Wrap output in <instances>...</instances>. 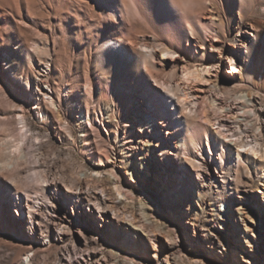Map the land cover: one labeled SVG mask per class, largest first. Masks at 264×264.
<instances>
[{"label": "bare ground", "instance_id": "6f19581e", "mask_svg": "<svg viewBox=\"0 0 264 264\" xmlns=\"http://www.w3.org/2000/svg\"><path fill=\"white\" fill-rule=\"evenodd\" d=\"M142 1H87L88 6L92 2L98 8L94 17L98 16L99 20L102 18L101 26L107 24L116 29V31L109 30L103 33L100 39L101 46L96 48L95 58L101 70L111 80L113 85L109 90L115 98L121 101L123 97H129V110H131L134 119L131 120L129 113L120 108L111 109L105 101L107 91L100 85L95 92L90 83L84 84L82 97L95 108L92 113L87 106L80 105L77 113L81 115L75 122L83 132L82 150L88 154L93 165L103 168L88 169L79 174L71 183L72 186L65 185L64 187L69 199L59 202L50 197L53 188L57 187V183L42 175V172L38 170L34 174V180L44 193H47V200L50 203L37 206L35 209L36 205L33 198L28 194V190H23L24 193L20 194V190L8 187L10 190L8 193L0 186V210L1 202L6 197H11L16 209L14 213L18 216L19 209L25 208L26 212H20H23V218L32 225L42 222L41 212L54 213V209L61 208L65 214V219H60L54 224L60 230L57 239H61L60 233H64L62 231L68 228V221H70L66 215L67 209L69 205L72 207L76 198H79L82 193V184L89 183L88 181L100 182L122 200L117 201V197L113 200L107 199L110 193H106V188L101 190V196H95L92 199L89 198L90 196L86 197L88 202H94L95 206L105 209L106 213L97 216L99 222L91 236L85 237V247L95 245L98 232L105 223H111L112 217L116 220V225H122V229L120 228L119 231H123V233L120 234L113 230L114 233L111 238L119 245L125 243L133 251L117 249L112 252L98 247H93L90 250L91 247L89 246V250L85 249L86 255L81 260H77V264H142L136 258L137 256L131 254L142 250L146 252V240L149 243V248L153 251L148 253L149 261L150 259L157 261L159 254L154 251L159 250L157 243L159 237L164 239L166 245V253L164 254L166 264H183L185 261L188 264H209V260L194 258L190 261L189 258L184 257V252L176 247L178 236L175 226L172 225V219L185 228L186 224L193 225L190 221L191 218L197 220V213L192 215L178 204V201L191 200L192 188L196 185L198 206L203 205L204 208V205L207 204L206 201H210L209 212L203 219L206 228L202 231L201 241H199L200 244L207 247L208 253H211L210 249L220 252L219 249L226 246L224 231L228 230V225L231 227L229 230L234 234L235 244H240L242 239L248 246L253 243L251 237L254 229L249 224L252 207L246 202L245 190L242 187L247 185L249 180H252L253 173L256 176V182L249 193L264 195V173H261L262 170L264 171V112L260 115L259 111L255 109L256 99L250 92L243 95L246 86L240 75L242 68L247 72V78L253 83L256 70L264 69V61L256 56L258 48L256 44L261 34H250L251 40H239L237 49L233 46V48L228 47L223 50L213 42L232 38L230 31L232 21L226 25L220 23L217 27H213L214 23L210 20L205 22L199 19L197 15L183 14L184 10L181 3L184 0H144L149 4L148 10L143 9ZM256 1L258 0H223L222 7L229 15L235 10L239 11V30L241 22L245 21L244 12L249 7L254 6ZM209 3L213 4L214 2L210 1ZM148 11L153 15L155 30L163 32L168 39L180 45L186 42V50L191 56L198 54L199 61L202 62L200 69L196 65H182L179 74L172 70L169 77L159 78L156 52L158 51L162 55V59L175 56L171 61L176 67H179L181 60L178 58V51L181 49L172 46L170 43H161L155 40L154 42L144 41L141 45L144 50H137L138 43L136 41L133 40L129 44L126 42V37L123 35L126 21L130 22V20L137 18L145 19ZM99 12L102 15L101 18ZM250 13L252 11L249 12L248 16ZM69 16L74 22H78L75 14L71 13ZM259 16L263 17V20L253 19L250 23V28L254 32L264 31V6L261 8ZM86 32L89 33L88 30ZM116 32L120 35H117ZM242 33L243 38L249 34L246 30H243ZM193 37L195 38L194 41L191 40ZM199 39L202 41L201 44L209 41V46L217 53V56H214L212 60L206 59L204 54H201L193 45V42H197ZM238 49H243L244 53L247 54L248 61L245 62L244 66H241L239 62L240 51ZM34 51L40 56V49L36 48ZM223 55H225L226 64L229 67L225 71L226 78L221 79V81H210L206 76L211 75L212 71L218 72L222 62L220 59ZM27 56L29 54L26 51L21 55V59L14 53L10 54V60H15L18 64L27 63L32 67ZM209 61L211 62L209 63ZM42 63V61L39 62L41 70L44 69ZM30 72L32 73V71ZM11 75L15 81L25 84L27 92L31 91L32 86L29 80L27 77L24 78L20 70L18 72V70L11 69ZM47 75L48 73L44 77ZM206 85H212V93H209ZM260 86L263 87L264 82ZM64 90L69 95V89ZM38 92L41 93L40 90ZM42 94L47 97V101L37 102V108H40L37 113L38 116L41 115V118L46 119L51 125H53L55 118L57 129L65 131L71 137L70 131L59 116L60 96L57 95V99H55L47 92H42ZM67 105L73 108L69 100H67ZM51 107L57 108V111ZM10 108L15 109L14 105ZM101 108L110 120L108 128H104L106 126L103 123L104 114H101L100 118L95 115V110ZM73 110L76 112V109ZM10 116L21 127L16 129L15 138L1 144L0 157L6 154V148L8 153L6 158L0 161V172L18 173L19 167L27 156L25 152L26 142L32 139L38 140L39 137L28 135L31 130L28 129L25 114L10 110ZM117 116L119 119H116ZM97 124L105 130L104 140L111 139L109 149L102 144L99 146L95 140L96 137H92L90 130L86 128L87 125L89 129L96 130L98 129ZM94 144L99 151L97 152V159H92L90 155ZM4 147L5 149H3ZM155 149L157 154H154ZM216 152L219 153L218 160L213 158ZM172 159L176 161L177 165ZM158 161L163 163V185L159 187V192L165 199V208L170 214L169 221L163 219L159 213L160 209L152 207V204L138 202L137 206L134 207L133 205L135 196L131 188L134 187V184L138 186V181L136 179L137 172L134 167L132 168V164L138 162L140 173L137 175L139 178L144 176L143 178L146 180L153 175L150 164ZM108 164L112 168H108ZM116 166L125 169L124 174L129 176L128 180L124 181L121 178L122 172H118L115 169ZM188 166L192 168L197 182L194 181ZM217 173L222 174L219 184L215 179ZM228 179L234 185L231 192H228L226 188ZM130 199L132 200L131 203L125 202ZM217 202L223 204L224 209H220ZM120 205L126 209L122 214L119 213ZM133 207L135 213L129 214L128 211L130 210L127 211V208L132 209ZM203 208H201V213H204ZM146 211L150 212L147 214ZM239 226L240 230L238 229ZM40 231L42 232V230ZM43 234V232L40 233L39 239L41 241L39 240V243L46 245L45 239L47 237ZM191 236H195L194 230ZM74 248L73 250H75ZM242 258L244 257L240 253L239 259L242 260ZM30 259L27 254L25 263L29 264Z\"/></svg>", "mask_w": 264, "mask_h": 264}, {"label": "rangeland", "instance_id": "374dc122", "mask_svg": "<svg viewBox=\"0 0 264 264\" xmlns=\"http://www.w3.org/2000/svg\"><path fill=\"white\" fill-rule=\"evenodd\" d=\"M87 1L0 0V149H2V142L15 138L17 134L16 129L21 127L10 116V110L25 114L28 129L31 130L28 135H37L39 137L38 140L32 139L26 142L25 152L27 156L19 167L18 173L1 171L3 174H0V186L8 193L10 192L8 187L16 188L18 191L20 190V194L24 193L23 190H28V194L33 198V202L36 205L35 209H37V206L50 203L47 200V193H44L42 188L34 180V174L38 170L42 172V175L47 176L57 183V187L53 188L50 197L54 201L59 202L69 199L64 187L65 185L72 186L71 183L79 174L88 169L103 168L93 165V162L89 160L88 154L82 150L83 132H81L75 122L78 116L81 115L77 113L80 105L87 106L92 113L95 108L82 97L85 83H90L95 92H97L99 85L104 88L107 91L105 101L111 109L120 108L124 112H128L130 119L134 120L131 114L132 112L129 110V97L125 96L121 101L115 98L114 94L109 90L113 84L108 79V75H105L101 70L100 65L96 63L95 58L96 48L97 46H101L100 39L103 33L109 30L116 31V29H113L112 25L102 24L103 26H101L102 15L99 12L100 20L98 16L94 17L98 8L92 2L88 6ZM210 1L214 3L210 4ZM222 3L223 0H184L181 3V7L184 10L183 14L186 13L190 16L197 15L199 19L205 22L210 20L214 23L213 27H217L220 23L226 25L232 21L230 23L232 38H227L226 40L220 39L219 42H213L223 50H226L228 47L233 48V46L237 49L239 40H251L252 36L250 34H261L256 44L258 46L256 56L264 61V31L260 32L258 30L254 32L250 28V23L253 19L263 20V17L261 18L259 14L262 6H264V0L256 1L254 6L249 7L244 12L245 21L241 22V28L239 30V11L235 10L229 15L223 9ZM148 5L147 1H142L143 9L148 10ZM248 11H252L249 16ZM71 13L76 15L78 22L72 20L69 16ZM153 22V15L148 11L145 19L137 18L136 20H130V22L126 21L123 35L126 37L128 44L133 40L138 43L136 46L137 50H144L141 47L144 41L154 42L155 40L161 43H170L172 46L181 49V51H178V58L181 60L179 67H176L171 61L175 56L162 59V55L158 51L156 52V57L158 58L156 62L159 70L157 75L159 78L169 77L172 70L179 74L182 65H196L199 69L202 67V62L199 61L198 54L191 56L186 50V42L180 45L168 39L163 32L157 29L155 30ZM87 30L89 32L88 34L86 32ZM243 30L249 32V34L245 35V38H243ZM116 34L120 35L118 32ZM191 40L194 41L195 38L193 37ZM205 42L201 44L202 41L199 39L197 42H193V45L201 54H204L206 59L212 60L214 56H217V53L209 46V41ZM36 48L40 49V56L35 53L34 50ZM25 51L29 54L27 59L32 63V67L27 63L18 64L15 60H10V54L15 53L21 59V55ZM238 51H240L239 62L241 66H244L245 62L248 61L247 54L244 53L245 51L243 49H238ZM220 60L222 62L218 72L212 71L211 75L206 76L210 81H221V79L226 78L225 71L229 67L226 64L225 55ZM9 61L10 63L8 64ZM40 61L43 62V70H41V64H39ZM11 69L14 71L18 70V72L20 70L24 78L27 77L32 86L30 92L25 90L26 86L23 82L15 81L11 75ZM46 73L48 75L44 77ZM240 76L246 86V91H244L243 95L250 92L256 99L255 109L259 111L260 115L263 114L264 86L262 87L260 84L264 82V69L256 70L253 83L247 78V72L242 68ZM206 87L209 93H212V85H206ZM64 89H69V95L66 94L67 92ZM112 90L114 91V89ZM42 92H47L55 99H57V95L60 96L59 116L70 131L71 137L65 131H59L57 129V120L55 118L53 125H51L46 119H42L41 115L38 116L37 113L40 111V108H37V102L41 100L47 101V97L43 96ZM201 94L204 95L203 93ZM67 100L71 102L73 108L67 105ZM12 105H14L15 109L10 108ZM51 108L57 111V108ZM73 109H76V112ZM101 114H104L103 123L106 125L104 128H108L110 124L108 116L102 108L95 110V115L98 118L101 117ZM117 117L116 119H119V116ZM16 118L18 119V117ZM97 126L98 129L96 130L89 129L87 125L86 128L90 130L92 137H96L95 140L99 143V146L102 144L109 149L111 139L104 140L105 130L102 126L98 124ZM160 134L163 135L161 132ZM92 147L91 158L97 159V152L99 151L95 148V144ZM5 152L6 154L0 157V161L6 158L5 156L8 153L7 148ZM157 153L155 149L154 154ZM218 157L219 153L216 152L213 158L218 160ZM156 158L159 159L158 156ZM172 161L176 163L174 159ZM150 166L153 175L145 180L143 178L144 176L139 178L137 175L140 173V165L138 162L132 164V168L134 167L137 172L136 179L138 181V186L134 184V187L131 188L135 196L133 200L135 203L133 205L134 207L137 206L138 202L148 205L152 204V207H158L160 209V216L169 221L170 214L165 208V199L162 198L159 192V187L163 185V163L158 161L157 163H151ZM107 167L112 168L109 164ZM115 169L118 172H122L120 176L124 181L129 179V176L124 174L125 169H121L118 166ZM188 169L194 181L197 182L192 168L188 166ZM261 173H264V171L262 170ZM221 175L217 173L215 178L218 184L221 182ZM88 182L82 184V193L79 195V198H76L72 207L69 205L67 209L66 215H68L70 221H68V228L62 231L64 233H60L61 239H57V234L60 230L54 226L56 221L65 219V214L61 211V208L54 209V213L41 212L42 222L31 225L27 219L23 218V212H20H26V209L21 207L17 216L14 213L16 209L14 203H12L13 199L6 197L1 202L0 210V264H26L25 257H27V254L31 258L29 264H77V260H81L86 255L87 252L85 249L89 250L90 247V250L93 247H98L112 252L117 249L128 250V252L133 251L125 243L119 245L111 238L114 233L113 230L120 234L123 233V231H119L120 228L122 229V225H116L117 222L112 217L111 223H105L104 227L98 232V236L95 239L96 246L88 245V248L85 247V237L89 238L91 236V233L95 231L94 228L97 227L96 225L99 222L97 216L106 213L105 209L95 206L93 204L94 202H88L86 197L88 198L90 196L89 198L92 199L95 196H101V190L106 188V193H110L107 199L113 200V198L117 197V201L122 200L115 193L109 191L107 187H104L102 183ZM255 182L256 176L252 173V180H249L248 184L242 187L245 190L246 202L252 207V214L249 217V224L254 229L251 237L253 241L251 246H248L243 239L242 244H235L233 240L235 238L234 234L229 230L231 227L228 225V230L224 231V235L226 236L224 242L226 246H222L219 249L220 252L215 249H210L209 251L211 253L209 254L207 247L200 244L199 241H201L202 231L206 228L203 219L207 216V212H209L210 207L208 205L210 201H206L207 204L204 205V208L203 205L198 206L196 200V185L192 188L190 201L187 199L182 202L178 201V204L181 205L180 207L189 211L192 215H195V213L198 214L197 220L190 219L193 225L186 224V228L185 226L178 225L172 219V225L175 226L178 236L176 247L184 252L185 258H189L190 261L194 258L205 259L210 261H208L209 264H264V195L262 197L261 195L249 193L253 189ZM130 183L133 185L132 182ZM233 187V183L228 179V183H226L228 192H231ZM125 202L131 203L132 200H126ZM217 206L220 209H224V205L219 202H217ZM134 207L132 209L127 208V211L130 210L128 211L129 214L132 212L135 213ZM201 208H203L204 213H201ZM123 211H126V209L123 208V205H120L119 213L122 214ZM149 212L146 211L147 214ZM238 229H241L240 226ZM40 230L47 237L45 239L46 245L39 243L40 233H42ZM193 230L195 231L194 237L191 236ZM140 237L144 238L142 235ZM157 241L159 250L154 251L159 254L157 261L154 259H150L149 261L148 259V253L153 251L149 248L147 240L145 241V244H147L146 252L142 250L131 255L137 256L136 258L142 264H166L164 260V254L166 253L164 239L159 237ZM73 247H75V250H73ZM240 253L244 257L242 258L243 261L239 259ZM183 264H188V262L185 261Z\"/></svg>", "mask_w": 264, "mask_h": 264}]
</instances>
